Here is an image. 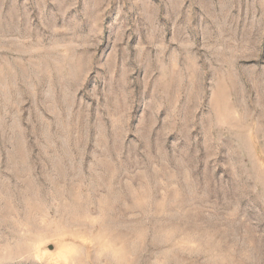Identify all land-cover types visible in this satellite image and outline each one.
<instances>
[{"label":"rangeland","instance_id":"obj_1","mask_svg":"<svg viewBox=\"0 0 264 264\" xmlns=\"http://www.w3.org/2000/svg\"><path fill=\"white\" fill-rule=\"evenodd\" d=\"M0 264H264V0H0Z\"/></svg>","mask_w":264,"mask_h":264}]
</instances>
